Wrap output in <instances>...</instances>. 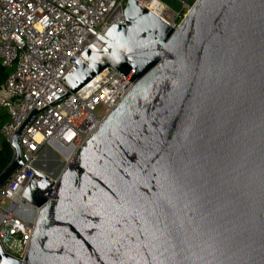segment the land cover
I'll return each mask as SVG.
<instances>
[{
	"label": "water",
	"instance_id": "obj_1",
	"mask_svg": "<svg viewBox=\"0 0 264 264\" xmlns=\"http://www.w3.org/2000/svg\"><path fill=\"white\" fill-rule=\"evenodd\" d=\"M15 132L37 208L24 260L0 264H264V0H196L177 28L128 0ZM114 68L133 86L56 178L22 161L34 114Z\"/></svg>",
	"mask_w": 264,
	"mask_h": 264
},
{
	"label": "built area",
	"instance_id": "obj_2",
	"mask_svg": "<svg viewBox=\"0 0 264 264\" xmlns=\"http://www.w3.org/2000/svg\"><path fill=\"white\" fill-rule=\"evenodd\" d=\"M136 1V0H135ZM177 28L190 6L173 9L164 0H137ZM128 0H0V61L8 70L0 86V108L8 120L0 138L12 137L35 107L41 110L69 93L64 79L88 45L103 46L113 24H126ZM133 83L106 68L86 85L31 118L19 135L22 161L46 175L41 164L47 149L71 147L73 153L99 126ZM0 142V148L2 145ZM1 173V171H0ZM35 171L21 164L0 187V243L4 251L25 259L37 208L23 196ZM51 178V177H50Z\"/></svg>",
	"mask_w": 264,
	"mask_h": 264
},
{
	"label": "rangeland",
	"instance_id": "obj_3",
	"mask_svg": "<svg viewBox=\"0 0 264 264\" xmlns=\"http://www.w3.org/2000/svg\"><path fill=\"white\" fill-rule=\"evenodd\" d=\"M164 1L169 3V5L173 9L175 10L180 9L181 3L179 0H164ZM182 1L191 7L196 0H182ZM2 66L3 65L0 61V68ZM4 71H6V73L8 72L7 69ZM1 141L2 139L0 138V142ZM63 149L64 147H55V148L47 149L41 161V164H44L46 168V172L50 174L53 178H56L57 176H59V174L64 169L66 163L69 161L70 157L73 155V151H71L70 157L68 158L65 157Z\"/></svg>",
	"mask_w": 264,
	"mask_h": 264
},
{
	"label": "trees",
	"instance_id": "obj_4",
	"mask_svg": "<svg viewBox=\"0 0 264 264\" xmlns=\"http://www.w3.org/2000/svg\"><path fill=\"white\" fill-rule=\"evenodd\" d=\"M3 67V66H2ZM0 68V86L6 78V72ZM8 120L6 111L3 108H0V127L3 123ZM12 159V150L8 142L2 141L0 148V171H3L5 167L10 163Z\"/></svg>",
	"mask_w": 264,
	"mask_h": 264
},
{
	"label": "bare ground",
	"instance_id": "obj_5",
	"mask_svg": "<svg viewBox=\"0 0 264 264\" xmlns=\"http://www.w3.org/2000/svg\"><path fill=\"white\" fill-rule=\"evenodd\" d=\"M72 148L71 147H66L63 149L65 157H70L71 155ZM48 174V173H47ZM49 177L53 178L50 174H48Z\"/></svg>",
	"mask_w": 264,
	"mask_h": 264
},
{
	"label": "crops",
	"instance_id": "obj_6",
	"mask_svg": "<svg viewBox=\"0 0 264 264\" xmlns=\"http://www.w3.org/2000/svg\"><path fill=\"white\" fill-rule=\"evenodd\" d=\"M3 70H6V68L2 67ZM6 72V71H5ZM7 74V73H6ZM5 110V109H4Z\"/></svg>",
	"mask_w": 264,
	"mask_h": 264
}]
</instances>
